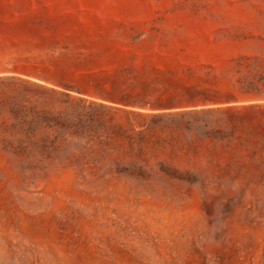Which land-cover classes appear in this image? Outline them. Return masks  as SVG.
<instances>
[{
    "label": "rangeland",
    "instance_id": "obj_1",
    "mask_svg": "<svg viewBox=\"0 0 264 264\" xmlns=\"http://www.w3.org/2000/svg\"><path fill=\"white\" fill-rule=\"evenodd\" d=\"M0 264H264V0H0Z\"/></svg>",
    "mask_w": 264,
    "mask_h": 264
}]
</instances>
